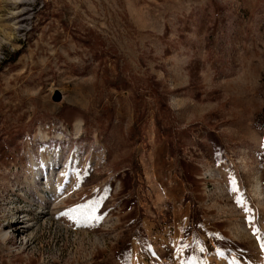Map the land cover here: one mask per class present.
I'll use <instances>...</instances> for the list:
<instances>
[{
  "label": "rangeland",
  "instance_id": "1",
  "mask_svg": "<svg viewBox=\"0 0 264 264\" xmlns=\"http://www.w3.org/2000/svg\"><path fill=\"white\" fill-rule=\"evenodd\" d=\"M8 229L0 264H264V0H0Z\"/></svg>",
  "mask_w": 264,
  "mask_h": 264
},
{
  "label": "bare ground",
  "instance_id": "2",
  "mask_svg": "<svg viewBox=\"0 0 264 264\" xmlns=\"http://www.w3.org/2000/svg\"><path fill=\"white\" fill-rule=\"evenodd\" d=\"M82 127H83V120L82 119H77L76 121H75V123H74V130H75V132L76 133H80L81 131H82ZM39 136L43 139V140H48L49 139V136L47 135V134H45L44 132H42V130H39ZM56 137L58 138V139H62L63 138V135L61 134V133H58L57 135H56ZM52 156L51 155H46V156H44L43 157V160H44V163L45 164H48V163H50L51 161H52ZM32 162L33 163H36V161L33 159L32 160ZM32 163V164H33ZM31 182H33L34 183V179H35V176H37V174H38V172H37V170L36 169H34V167H31ZM61 183V180H60V177L57 179V181H56V184L57 185H55L54 187H53V190L56 192V190H57V188H58V185ZM46 184H50V185H52L51 184V179L49 178V177H47V179H46ZM255 193L258 195V196H260L261 195V182H260V180L259 179H257L256 180V183H255ZM42 197L44 196L43 195V193H41L40 194ZM22 219H18V220H15V222H14V224H13V226H15V228H14V230H15V232H18V236L20 237V240L22 241L23 239H25L26 238V236L23 234V233H21L22 232V230L20 229L22 226H18V224H20V223H23L22 221H21ZM27 223V222H26ZM13 229V228H12ZM11 232L12 231H10V229H8V230H1L0 231V238L3 240V241H7V239L8 238H10L11 237Z\"/></svg>",
  "mask_w": 264,
  "mask_h": 264
},
{
  "label": "water",
  "instance_id": "3",
  "mask_svg": "<svg viewBox=\"0 0 264 264\" xmlns=\"http://www.w3.org/2000/svg\"><path fill=\"white\" fill-rule=\"evenodd\" d=\"M60 99H61V94L57 93L56 96H55V100L59 101Z\"/></svg>",
  "mask_w": 264,
  "mask_h": 264
}]
</instances>
